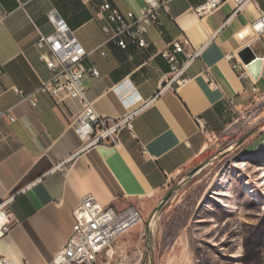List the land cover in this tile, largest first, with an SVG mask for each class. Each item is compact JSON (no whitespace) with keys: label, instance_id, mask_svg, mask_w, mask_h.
Masks as SVG:
<instances>
[{"label":"crops","instance_id":"crops-1","mask_svg":"<svg viewBox=\"0 0 264 264\" xmlns=\"http://www.w3.org/2000/svg\"><path fill=\"white\" fill-rule=\"evenodd\" d=\"M102 1L0 0V112L14 118L0 116V203L6 200L11 219L8 234L0 238V256L15 264H50L86 194L118 212L129 206L144 210L174 172L205 151L206 136L195 118H203L209 132L221 134L254 101H264V34L252 36L249 24L258 16L253 4L232 14L234 4L228 1L201 17L194 7L203 0H169L160 11L161 25L148 27V46L141 50L130 43L122 50L106 42L105 19L92 8ZM107 1L121 14H138L145 5L144 0ZM51 11L92 51L84 65L95 66L99 75L86 74L82 82L98 114L118 118L128 112L114 90L124 80L138 96L134 107L151 100L120 129L117 146H84L73 125L82 111L78 98L57 102L38 93L32 107L11 89L32 92L51 77L35 47L41 34L54 31ZM181 35L203 50L185 70L183 85L159 92L169 71L159 52ZM255 57L261 58L257 78L250 73L257 100L252 81L232 67L236 60L248 64Z\"/></svg>","mask_w":264,"mask_h":264},{"label":"rangeland","instance_id":"rangeland-1","mask_svg":"<svg viewBox=\"0 0 264 264\" xmlns=\"http://www.w3.org/2000/svg\"><path fill=\"white\" fill-rule=\"evenodd\" d=\"M240 116L134 206L141 221L98 264H264V101Z\"/></svg>","mask_w":264,"mask_h":264},{"label":"built area","instance_id":"built-area-1","mask_svg":"<svg viewBox=\"0 0 264 264\" xmlns=\"http://www.w3.org/2000/svg\"><path fill=\"white\" fill-rule=\"evenodd\" d=\"M232 2L236 14L248 4H253L258 16L249 26L252 36L259 38L264 34V9L260 7L258 0H203L194 7L198 16H204L218 9L225 2ZM264 3V0H261ZM145 5L138 14L128 11L121 14L107 0L101 3H93L92 8L97 15H103L105 23L102 30L106 35V42H113L122 50L132 43L139 49L148 46L146 33L151 25H161L160 11L169 0H144ZM54 26L50 35H40L35 42L39 58L51 71V77L38 86L34 91L25 93L17 87H11L19 100L27 101L32 107L37 106V94L46 93L57 102L66 97L78 98L82 104V111L73 120L76 132L85 141L84 146L107 144L117 146L119 144L118 132L124 126H129L130 118L151 100L141 106H133L138 99L128 80L114 87L124 104L129 107L128 112L118 118H110L98 114L92 103L87 99L86 88L82 79L86 74L93 77L99 75L95 66L86 67L85 59L92 53L88 52L75 37L73 31L65 22L57 16L55 11L48 15ZM98 49H100L98 47ZM203 46L195 47L185 35L173 39L159 54L169 67L168 73L162 76L159 92L167 89H176L183 85L187 79L185 70L190 64L200 57ZM101 54H105L101 51ZM228 60L233 55L227 56ZM248 64L236 60L232 67L241 70L240 78H249L254 99L257 100V87L251 79L250 72L246 69ZM3 74V66L0 63V76ZM8 116L10 121L14 118L8 112H0V116ZM195 121L200 131L206 136H214L206 127L203 118L197 117ZM72 228L65 244L55 253L50 264H98V258L110 246L111 242L135 226L141 221V216L134 206L118 212L112 206L101 205L92 194H86L72 212ZM11 227V219L6 211V200L0 203V238L8 234ZM0 264H15L5 256H0Z\"/></svg>","mask_w":264,"mask_h":264},{"label":"water","instance_id":"water-1","mask_svg":"<svg viewBox=\"0 0 264 264\" xmlns=\"http://www.w3.org/2000/svg\"><path fill=\"white\" fill-rule=\"evenodd\" d=\"M261 67V58L255 57L248 63V70L251 73L252 77L257 78Z\"/></svg>","mask_w":264,"mask_h":264}]
</instances>
